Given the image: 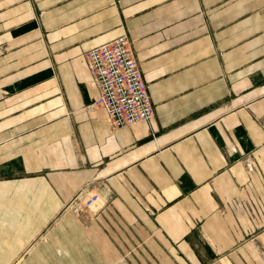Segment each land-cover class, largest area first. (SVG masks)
I'll list each match as a JSON object with an SVG mask.
<instances>
[{"label": "crops", "instance_id": "crops-1", "mask_svg": "<svg viewBox=\"0 0 264 264\" xmlns=\"http://www.w3.org/2000/svg\"><path fill=\"white\" fill-rule=\"evenodd\" d=\"M122 34L154 115L113 128ZM0 264H264V0H0Z\"/></svg>", "mask_w": 264, "mask_h": 264}, {"label": "built area", "instance_id": "built-area-1", "mask_svg": "<svg viewBox=\"0 0 264 264\" xmlns=\"http://www.w3.org/2000/svg\"><path fill=\"white\" fill-rule=\"evenodd\" d=\"M85 59L98 89V96L88 107L104 109L113 128L151 120L154 109L149 83L143 79L127 34L91 48ZM100 202L97 191L80 189L64 208L76 216H83L96 211Z\"/></svg>", "mask_w": 264, "mask_h": 264}, {"label": "bare ground", "instance_id": "bare-ground-1", "mask_svg": "<svg viewBox=\"0 0 264 264\" xmlns=\"http://www.w3.org/2000/svg\"><path fill=\"white\" fill-rule=\"evenodd\" d=\"M107 43V42H106Z\"/></svg>", "mask_w": 264, "mask_h": 264}]
</instances>
